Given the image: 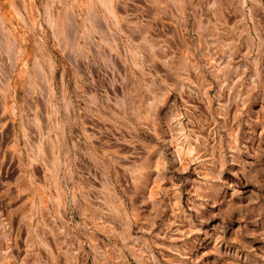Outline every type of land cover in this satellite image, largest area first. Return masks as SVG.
I'll return each instance as SVG.
<instances>
[{
    "label": "rangeland",
    "instance_id": "1",
    "mask_svg": "<svg viewBox=\"0 0 264 264\" xmlns=\"http://www.w3.org/2000/svg\"><path fill=\"white\" fill-rule=\"evenodd\" d=\"M20 4L67 52L95 32L99 142H66L61 88L62 110L43 88L20 112L36 135L1 162L0 264H264V0Z\"/></svg>",
    "mask_w": 264,
    "mask_h": 264
},
{
    "label": "crops",
    "instance_id": "2",
    "mask_svg": "<svg viewBox=\"0 0 264 264\" xmlns=\"http://www.w3.org/2000/svg\"><path fill=\"white\" fill-rule=\"evenodd\" d=\"M22 15L20 0H0V173L5 158H21L16 149L22 136L28 135V141H32L36 135V119L29 118L27 123L21 119L20 112L24 110L30 116H37V110L43 108L40 96L43 88L51 93L50 107L45 105L44 110L63 109L56 100L61 88L67 109L75 114V119L70 118L71 126L67 124L70 129L66 142L70 141V135L72 142L85 143L84 153L90 152V147L93 150L99 142L95 117L100 105V41L95 32L90 40H78L77 49L67 52L55 40L37 39L36 22L32 29L28 24L27 33V18ZM96 27L98 32L99 24ZM38 65L45 79L37 71ZM77 112L83 113L81 119L77 118ZM50 125L58 127V119L53 118Z\"/></svg>",
    "mask_w": 264,
    "mask_h": 264
},
{
    "label": "bare ground",
    "instance_id": "3",
    "mask_svg": "<svg viewBox=\"0 0 264 264\" xmlns=\"http://www.w3.org/2000/svg\"><path fill=\"white\" fill-rule=\"evenodd\" d=\"M107 2H108V7H110L111 8V3H112V0H107Z\"/></svg>",
    "mask_w": 264,
    "mask_h": 264
}]
</instances>
